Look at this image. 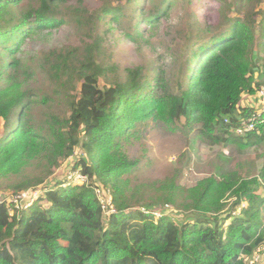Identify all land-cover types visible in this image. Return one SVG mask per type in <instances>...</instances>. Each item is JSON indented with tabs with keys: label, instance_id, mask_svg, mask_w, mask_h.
Returning a JSON list of instances; mask_svg holds the SVG:
<instances>
[{
	"label": "trees",
	"instance_id": "16d2710c",
	"mask_svg": "<svg viewBox=\"0 0 264 264\" xmlns=\"http://www.w3.org/2000/svg\"><path fill=\"white\" fill-rule=\"evenodd\" d=\"M140 1L91 9L87 0H0V188L12 193L0 199V264H251L264 245L258 154L184 187L176 176L132 184L125 176L138 161L123 151L150 118L198 126L210 144H263L264 123L245 136L230 130L254 111L243 96L264 86V8L244 10L261 0ZM207 2L217 14L190 15L187 41L166 46L167 67L153 65L151 76L128 67L107 82L116 69L102 60L101 23L115 29L130 17L156 30L173 5ZM97 189L111 191L116 213L104 211Z\"/></svg>",
	"mask_w": 264,
	"mask_h": 264
},
{
	"label": "rangeland",
	"instance_id": "374dc122",
	"mask_svg": "<svg viewBox=\"0 0 264 264\" xmlns=\"http://www.w3.org/2000/svg\"><path fill=\"white\" fill-rule=\"evenodd\" d=\"M141 2L143 1L141 0ZM144 2L149 4L146 5L148 7L152 4L147 0ZM87 3L91 9H97L102 4V0H87ZM208 3V8H203L205 4L202 7L196 4L184 6L182 3L173 5L168 10V16L156 30L153 29V26L144 25L145 23L141 20L130 21V17L124 19L127 22L126 25L115 29H110L107 22L101 23V29L104 32L108 30L102 60L116 69L114 72L109 71L110 79L107 82L112 83L118 80L117 78H123L128 67L145 66L151 68L153 65L159 66L162 62L167 67L166 62L162 61V56H168L166 55L168 53L166 46L170 44L174 50H179L182 44L187 41L186 33L190 28V15L197 12L200 20L203 21L211 20L217 14L219 10L217 5L212 2ZM248 8L257 12L264 8V0H261L258 5H249L244 10ZM147 9L150 12L151 8ZM131 11L134 13L136 8L134 10L132 7L128 10V12ZM235 14V11L230 12L231 16ZM237 15L246 17L247 13L244 11ZM141 24L144 27L140 26ZM151 32L153 33L151 34ZM144 38L149 40L151 38V40L146 42L148 39ZM155 45L157 48L154 47ZM155 72V68H151L149 76L154 75ZM191 74L192 72H189L190 76ZM149 82H152V77H148ZM104 84L105 81H102V85ZM243 98L247 99L242 101L244 105L254 106L258 96L257 93L250 97L245 94ZM248 99H253V102H247ZM185 122L183 120V123ZM3 125L4 120L0 119V139L4 136ZM190 128L185 126L183 129H177L162 121L158 122L154 118L140 123L136 132L137 137L133 136L123 143V151L129 159L138 161V165L125 177H128L132 184L137 185L176 176L179 185L192 187L202 178L212 175L218 176L220 172L235 170L238 161H242L244 158L253 159L258 154L260 162H264V142L250 147L210 144L202 137L197 136L198 126L194 130ZM75 177L78 178V175L76 174ZM257 193L264 197V188L261 187ZM4 194L12 193L7 188H0V199ZM225 202H227L225 210L228 211L233 208L235 197L229 196ZM247 204L248 201H242L238 208ZM155 209L157 208L155 207ZM173 211L175 210L173 209ZM236 212L238 214L239 210ZM178 216V218L182 217L181 214ZM251 261L254 262L253 264H264V245L257 248Z\"/></svg>",
	"mask_w": 264,
	"mask_h": 264
},
{
	"label": "built area",
	"instance_id": "2783aa9c",
	"mask_svg": "<svg viewBox=\"0 0 264 264\" xmlns=\"http://www.w3.org/2000/svg\"><path fill=\"white\" fill-rule=\"evenodd\" d=\"M257 104L254 105V111L252 112V114L248 117H240V125L236 126V127H232L230 130L233 133H237L239 135H243L245 136L247 133L258 130V127L264 123V86L260 87L257 91ZM225 123L226 124H230V118L226 117L225 119ZM78 175V178L74 177V179L77 180H81V181H85L86 178L82 177V175L75 173V175ZM23 194H25L23 196ZM22 195L17 196L16 201H18V198H25L26 195L28 194V192L23 193ZM38 192H34L33 196H37ZM96 194L98 199L102 202L103 207H104V211L107 214H111V213H116V208L114 207V203H113V198L111 195V191L110 190H106V191H102L100 189L96 190ZM142 211L144 212V214L146 215H150V213L154 214L155 216L159 217L161 216V211L160 210H152V209H148L147 207H143ZM262 247V246H260ZM254 256V255H253ZM252 256V258H253ZM251 258V259H252ZM250 259V263L253 264L254 262L251 261Z\"/></svg>",
	"mask_w": 264,
	"mask_h": 264
},
{
	"label": "crops",
	"instance_id": "0c3cea01",
	"mask_svg": "<svg viewBox=\"0 0 264 264\" xmlns=\"http://www.w3.org/2000/svg\"><path fill=\"white\" fill-rule=\"evenodd\" d=\"M243 99H246V98H243ZM246 100H247V99H246ZM247 102H249V103H250V102H253V99H248ZM257 102H258V101H256L255 105L257 104Z\"/></svg>",
	"mask_w": 264,
	"mask_h": 264
}]
</instances>
